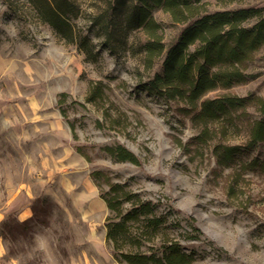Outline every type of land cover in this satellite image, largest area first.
Wrapping results in <instances>:
<instances>
[{
  "label": "rangeland",
  "instance_id": "obj_1",
  "mask_svg": "<svg viewBox=\"0 0 264 264\" xmlns=\"http://www.w3.org/2000/svg\"><path fill=\"white\" fill-rule=\"evenodd\" d=\"M70 1L80 13L68 22L76 41H90L93 57L54 31L42 19L40 4L0 0V233L20 221L24 207L32 210L30 238L17 230L6 239L0 235L2 259L120 264L106 241L110 212L102 196L122 192L112 193L104 184L108 178L157 204L166 233L186 246L193 264H264V176L218 167L211 142L194 141L198 130L190 119L142 88L159 67L144 65L138 51L143 32L118 46L92 24L100 14L114 21L116 0ZM232 6L263 7L264 0H235ZM222 8L208 1L209 10ZM153 15L169 44L183 26L162 11ZM249 73L254 79L247 84L208 97L264 98V49ZM91 90L98 95L93 98ZM228 142L240 139L234 135ZM118 146L140 165L118 161L106 150ZM251 156L264 159V152ZM96 171L105 176L99 186L90 176Z\"/></svg>",
  "mask_w": 264,
  "mask_h": 264
},
{
  "label": "trees",
  "instance_id": "obj_2",
  "mask_svg": "<svg viewBox=\"0 0 264 264\" xmlns=\"http://www.w3.org/2000/svg\"><path fill=\"white\" fill-rule=\"evenodd\" d=\"M31 1L41 5V17L54 31L68 42H77L88 58L94 56L90 41L86 37L76 41L68 22L79 17L75 4L70 0ZM208 1L116 0L112 10L118 23L115 19V23L108 22L100 14L92 24L104 31L106 41L113 38L118 46H126L131 33L143 32L146 39L138 51L143 55L144 65L148 70L159 67L142 88L151 96L174 103L176 111L190 119L198 130L194 141L211 142L218 167L264 176V159L251 156L257 150L264 152V98L253 93L244 97L230 94L208 97L214 91L230 90L254 79L249 70L264 49V6L233 7L235 0H216L224 8L212 11L208 9ZM155 11L167 14L172 24L183 26L169 44L163 40L162 27L153 15ZM90 95L94 98L98 94L91 90ZM234 135L240 139L239 144L228 142ZM106 150L118 161L140 165L139 159L122 146ZM90 176L96 184L105 177L100 171ZM104 184L112 193L122 192L121 196H102L110 212L105 224L106 241L116 262H195L186 246L168 236L166 220L156 215L155 202L111 184L108 178ZM126 204L130 207L125 208ZM12 222L13 226L7 224L9 229L0 233L2 238L6 239V234L14 230L30 238L29 220ZM148 243L153 246H146Z\"/></svg>",
  "mask_w": 264,
  "mask_h": 264
},
{
  "label": "crops",
  "instance_id": "obj_3",
  "mask_svg": "<svg viewBox=\"0 0 264 264\" xmlns=\"http://www.w3.org/2000/svg\"><path fill=\"white\" fill-rule=\"evenodd\" d=\"M72 187V185H71ZM88 190H89V185L87 186ZM91 191V190H90ZM106 205V203H105ZM4 216L5 215H1L0 214V223L2 220H4ZM32 217V210L29 207H24L21 212L18 214V218L20 221H25V220H29ZM2 255L0 254V264H9L7 260L2 259Z\"/></svg>",
  "mask_w": 264,
  "mask_h": 264
}]
</instances>
